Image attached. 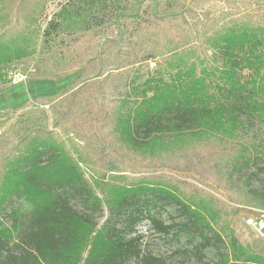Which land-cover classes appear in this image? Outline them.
Here are the masks:
<instances>
[{
  "label": "trees",
  "instance_id": "trees-1",
  "mask_svg": "<svg viewBox=\"0 0 264 264\" xmlns=\"http://www.w3.org/2000/svg\"><path fill=\"white\" fill-rule=\"evenodd\" d=\"M51 1L0 0V85L8 66L38 55L49 56L56 70L72 65L90 49L86 35L111 18L131 20L137 54L156 69L142 91L134 88L133 99L105 115L103 127L141 155L186 139L205 141L213 162L240 164L235 169L246 173V185L264 176V153L254 147L249 154L241 141L245 132L264 127V9L234 15L219 8L221 0H164L151 9H142L139 0H64L48 16ZM75 89L70 84L63 92L73 105L88 104ZM43 118L30 132H14L19 144L6 160L0 157V264H75L104 218V206L77 164L90 165V159L76 140L89 146L91 139L70 131L62 137ZM6 137L0 135V146ZM98 146L91 159L97 166L105 155ZM222 190L243 196L239 206L264 211V186L246 190L229 182ZM107 204L108 217L84 264H169L143 251L137 228L144 222L178 246L177 256L204 263L212 251L217 264H264L228 226L216 227L228 213L213 201L192 204L143 183L127 186Z\"/></svg>",
  "mask_w": 264,
  "mask_h": 264
},
{
  "label": "rangeland",
  "instance_id": "rangeland-1",
  "mask_svg": "<svg viewBox=\"0 0 264 264\" xmlns=\"http://www.w3.org/2000/svg\"><path fill=\"white\" fill-rule=\"evenodd\" d=\"M63 1H51L48 16ZM162 4L164 0H139L142 9ZM219 8L234 15H245L264 9V0H221ZM133 33L131 20L124 22L111 18L104 28L84 37L90 49L83 59L72 65L56 70L49 56L38 55L8 66L6 83L0 85V135L3 132L7 135V141L0 146V157L6 160L19 144L16 131L21 129L22 134L28 129L30 132L43 122L46 115L49 128L62 137L70 131L91 139L89 146L76 140L84 157L90 159V165L77 164L102 202L105 214L99 227L82 245L81 258L75 264H84L97 244L101 227L108 217V199L127 186L143 183L170 190L192 204L207 206L211 201L215 202L218 209L228 213L226 218L221 216L223 222L216 227L228 226L250 254L264 258V238L246 225L248 218L260 219L259 211L239 206L237 203L243 200V196H227L222 190L229 182L246 190L262 189V174L246 185L244 180L247 175L241 169H235L240 165L236 160L213 162L204 150L206 142L193 139L183 140L166 149L156 148L152 154H136L118 143V139L111 135L112 128L103 127L105 115L120 105L124 98L130 96L133 99L134 88L139 86V91H142L144 87L140 85L156 69L155 63L145 61L143 54H137V37ZM75 41V38L68 39L69 43ZM20 74L25 77L24 80L14 79ZM70 84L89 100L88 104L79 107L78 102L71 103V94L63 92ZM56 123L58 126H55ZM241 141L247 146L249 154L255 153L254 147L264 153V127L257 126L245 132ZM98 145L103 147L105 155L97 166L91 159L95 157ZM72 156L77 160L74 154ZM226 211L222 213L226 214ZM170 215H174L172 210L165 214V222L172 221ZM137 231L143 237V251L165 258L169 264H217L212 251L204 263L177 256L173 252L178 246L163 240L148 222L140 224Z\"/></svg>",
  "mask_w": 264,
  "mask_h": 264
},
{
  "label": "built area",
  "instance_id": "built-area-1",
  "mask_svg": "<svg viewBox=\"0 0 264 264\" xmlns=\"http://www.w3.org/2000/svg\"><path fill=\"white\" fill-rule=\"evenodd\" d=\"M24 76L16 75L14 79L24 80ZM260 213V219L256 220L254 218H248L246 220V225L255 231L258 232V234L261 236V238H264V211H259Z\"/></svg>",
  "mask_w": 264,
  "mask_h": 264
}]
</instances>
